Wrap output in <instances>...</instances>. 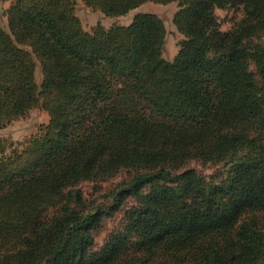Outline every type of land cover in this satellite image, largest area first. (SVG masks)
Returning <instances> with one entry per match:
<instances>
[{
  "label": "trees",
  "instance_id": "16d2710c",
  "mask_svg": "<svg viewBox=\"0 0 264 264\" xmlns=\"http://www.w3.org/2000/svg\"><path fill=\"white\" fill-rule=\"evenodd\" d=\"M82 1L110 17L178 2L186 39L168 61L157 14L90 32L74 0L12 1L0 128L38 107L50 121L0 156V264H264V0ZM217 7L243 17L222 32ZM122 172L110 210L90 205L82 184Z\"/></svg>",
  "mask_w": 264,
  "mask_h": 264
},
{
  "label": "rangeland",
  "instance_id": "374dc122",
  "mask_svg": "<svg viewBox=\"0 0 264 264\" xmlns=\"http://www.w3.org/2000/svg\"><path fill=\"white\" fill-rule=\"evenodd\" d=\"M76 3V14L80 18L84 28L87 31H93L97 26L101 25L105 29L112 26L122 25L128 26L133 23L136 16L144 13H154L160 16L167 29L166 46L163 53L164 59L173 61L181 49L182 42L186 39L176 24V17L180 10L178 2L168 4H157L147 2L126 15L106 16L101 10L88 6L82 0H74ZM10 0H0V20L6 30H8L7 16L4 14ZM12 3V2H11ZM218 27L222 32L230 31L233 26L243 17L242 7H217L215 9ZM36 79L38 83L42 82L43 75L40 67L36 70ZM50 121L49 113L41 107L34 108L27 115L15 119L6 126L0 128V156L11 155L13 151L23 149L29 141L40 135L43 127ZM189 166L194 168L199 174L205 176L209 182H219L224 179L225 171L222 165L214 163H205L201 161H192ZM126 173L122 172L116 177L104 182H84L82 189L85 197L90 205L102 209L110 210L113 199L110 197L113 189L118 183L125 179ZM135 199H129L124 208L135 205ZM123 211L116 212L112 217L106 218L103 222L101 230L96 237V246L101 247L107 236L120 228L123 221Z\"/></svg>",
  "mask_w": 264,
  "mask_h": 264
},
{
  "label": "crops",
  "instance_id": "0c3cea01",
  "mask_svg": "<svg viewBox=\"0 0 264 264\" xmlns=\"http://www.w3.org/2000/svg\"><path fill=\"white\" fill-rule=\"evenodd\" d=\"M13 0H10V2H9V4H8V6L11 4V2H12Z\"/></svg>",
  "mask_w": 264,
  "mask_h": 264
}]
</instances>
